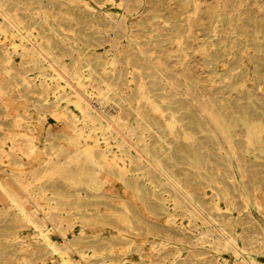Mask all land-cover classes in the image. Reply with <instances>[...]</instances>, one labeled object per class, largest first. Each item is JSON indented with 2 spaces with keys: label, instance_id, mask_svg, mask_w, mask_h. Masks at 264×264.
<instances>
[{
  "label": "rangeland",
  "instance_id": "rangeland-1",
  "mask_svg": "<svg viewBox=\"0 0 264 264\" xmlns=\"http://www.w3.org/2000/svg\"><path fill=\"white\" fill-rule=\"evenodd\" d=\"M63 260L264 264V0H0V264Z\"/></svg>",
  "mask_w": 264,
  "mask_h": 264
},
{
  "label": "bare ground",
  "instance_id": "bare-ground-1",
  "mask_svg": "<svg viewBox=\"0 0 264 264\" xmlns=\"http://www.w3.org/2000/svg\"><path fill=\"white\" fill-rule=\"evenodd\" d=\"M78 83V82H77ZM80 84V83H79ZM24 213V212H23ZM25 215V214H24ZM27 219V218H26ZM49 244V243H48ZM47 246V245H46ZM50 247H51V245H50ZM57 248V247H56ZM68 259V258H67ZM70 259V258H69ZM63 262L64 263H66L67 264V262L65 261V260H63Z\"/></svg>",
  "mask_w": 264,
  "mask_h": 264
}]
</instances>
